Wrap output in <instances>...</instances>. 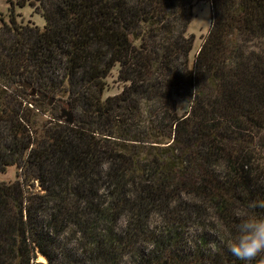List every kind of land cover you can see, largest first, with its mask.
I'll return each instance as SVG.
<instances>
[{
	"label": "trees",
	"instance_id": "1",
	"mask_svg": "<svg viewBox=\"0 0 264 264\" xmlns=\"http://www.w3.org/2000/svg\"><path fill=\"white\" fill-rule=\"evenodd\" d=\"M196 2L211 29L191 63ZM6 3L0 174H19L0 180V264H264L226 244L233 208L264 215V0Z\"/></svg>",
	"mask_w": 264,
	"mask_h": 264
},
{
	"label": "rangeland",
	"instance_id": "2",
	"mask_svg": "<svg viewBox=\"0 0 264 264\" xmlns=\"http://www.w3.org/2000/svg\"><path fill=\"white\" fill-rule=\"evenodd\" d=\"M7 0H0V10L1 12L5 13L7 8ZM16 12L21 16V18L27 22L31 21L39 28H43L45 26V19L38 13H35L32 8L26 4L24 7L17 8ZM211 29V7L209 2H196L193 8V18L192 21L187 29V36L193 35L194 36V49L190 54V62L192 63L194 57L198 53L199 48L204 43L209 31ZM118 69V68H117ZM117 69H115L107 78L108 90L105 92V97L113 96L121 92L122 90V83L118 80ZM61 109L65 111L72 110L70 107L65 103L61 102L57 104L56 115H59ZM184 107L180 108V112H182ZM73 115V112H72ZM48 119L47 116H43ZM66 117V115H65ZM19 174V170L15 167H9L6 173L0 174V180L3 181H14ZM38 187V184H35ZM194 222V221H193ZM207 228L208 233L211 236H214L213 233L218 232L216 229V224L214 220L210 217L208 220L203 223ZM118 228H122L124 225L123 221H120L118 224ZM189 234H187V240H193V229L189 230ZM210 241H213V238H210ZM61 247L65 248L66 250L70 251L73 254H78L79 249L77 248V238L74 234H69L60 239ZM143 245L140 244V247ZM40 261H44V258L39 257ZM123 264H129L128 260H124Z\"/></svg>",
	"mask_w": 264,
	"mask_h": 264
},
{
	"label": "clouds",
	"instance_id": "3",
	"mask_svg": "<svg viewBox=\"0 0 264 264\" xmlns=\"http://www.w3.org/2000/svg\"><path fill=\"white\" fill-rule=\"evenodd\" d=\"M252 207L254 205L247 209L233 208L234 231L226 233L228 250L241 259H251L264 253V215L251 211Z\"/></svg>",
	"mask_w": 264,
	"mask_h": 264
},
{
	"label": "water",
	"instance_id": "4",
	"mask_svg": "<svg viewBox=\"0 0 264 264\" xmlns=\"http://www.w3.org/2000/svg\"><path fill=\"white\" fill-rule=\"evenodd\" d=\"M26 86H27L28 88H31V85H29V84H26ZM36 94H37V93H36V90H35V89H32L30 95H31V96H35ZM41 97H42L44 100H48L50 106L53 105L54 102H55V97H49L47 94H42ZM62 110H63V109H62ZM63 112H64V111H63ZM67 116L69 117L70 114L67 113Z\"/></svg>",
	"mask_w": 264,
	"mask_h": 264
},
{
	"label": "built area",
	"instance_id": "5",
	"mask_svg": "<svg viewBox=\"0 0 264 264\" xmlns=\"http://www.w3.org/2000/svg\"><path fill=\"white\" fill-rule=\"evenodd\" d=\"M0 14H1V10H0Z\"/></svg>",
	"mask_w": 264,
	"mask_h": 264
}]
</instances>
